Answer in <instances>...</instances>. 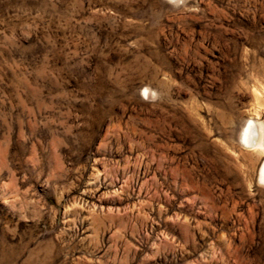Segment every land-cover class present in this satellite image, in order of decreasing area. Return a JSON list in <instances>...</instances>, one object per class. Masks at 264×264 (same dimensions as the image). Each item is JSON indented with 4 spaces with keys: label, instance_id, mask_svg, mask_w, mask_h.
Here are the masks:
<instances>
[{
    "label": "rangeland",
    "instance_id": "374dc122",
    "mask_svg": "<svg viewBox=\"0 0 264 264\" xmlns=\"http://www.w3.org/2000/svg\"><path fill=\"white\" fill-rule=\"evenodd\" d=\"M263 165L264 0H0V264H264Z\"/></svg>",
    "mask_w": 264,
    "mask_h": 264
},
{
    "label": "bare ground",
    "instance_id": "6f19581e",
    "mask_svg": "<svg viewBox=\"0 0 264 264\" xmlns=\"http://www.w3.org/2000/svg\"><path fill=\"white\" fill-rule=\"evenodd\" d=\"M257 126L254 122H250L245 129L243 140L244 142L251 147H261L263 145L262 138H259L257 133ZM260 133V131H258ZM262 133V132H261ZM261 135V134H259ZM263 135V134H262ZM261 178L264 179V165L261 169Z\"/></svg>",
    "mask_w": 264,
    "mask_h": 264
}]
</instances>
